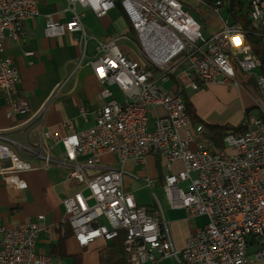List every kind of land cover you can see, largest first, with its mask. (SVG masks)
<instances>
[{"label": "built area", "instance_id": "obj_1", "mask_svg": "<svg viewBox=\"0 0 264 264\" xmlns=\"http://www.w3.org/2000/svg\"><path fill=\"white\" fill-rule=\"evenodd\" d=\"M40 1L0 0V93L9 117L29 112L30 102L18 93L20 71L5 53V44L25 35L26 21L40 14ZM69 1L73 18L62 23L49 15L45 34L79 31L84 45L88 35L76 4L99 17L117 7L116 0ZM244 2L248 18L264 28V0ZM230 5L231 0H122L143 59L120 48L118 42L130 40L128 36L98 43L101 55L90 63L106 102L89 129L77 131L67 119L64 136L44 130L43 140L36 145L0 129L4 183L26 187L20 173L37 168L34 158L42 159L44 167H65L76 191L63 198L64 214L53 228L64 232L70 225L80 247L98 240L108 242L124 233L127 264L264 260V73L262 60L254 53L242 23L230 13ZM209 27L214 29L206 34L204 29ZM250 79L256 85L259 112L253 115L245 110V131L229 133L225 147L216 148L205 126L193 123L182 92L210 84L247 86ZM47 106L31 119H43ZM81 115L86 117V109H81ZM54 146L63 149L58 157ZM106 154H116L118 163L103 161ZM150 155L162 164L161 186L169 204L185 209L189 218L207 217L184 248L174 243L160 198L154 194V206L139 204L126 188V175L140 180L125 167L126 162L144 166ZM144 181L150 188L157 183L148 176ZM45 220L46 215L40 213L29 223L6 226L0 218V264H62L63 260L38 249L41 232L51 228L43 225Z\"/></svg>", "mask_w": 264, "mask_h": 264}, {"label": "crops", "instance_id": "obj_2", "mask_svg": "<svg viewBox=\"0 0 264 264\" xmlns=\"http://www.w3.org/2000/svg\"><path fill=\"white\" fill-rule=\"evenodd\" d=\"M39 7L40 14L26 21L25 35L20 40H9L5 44V53L12 57L14 64L20 71L21 82L18 93L28 98L30 102L29 112L9 117L7 115L8 104L0 93V129H9V134L12 137L32 145L43 140L42 131L44 130H50L64 136L67 130L63 123L67 119L73 121L77 131L94 126L97 113L106 102L101 94L102 85L96 78L90 63L91 60L101 55L98 50L99 42L107 43L121 36H128L130 40L122 38L118 42L120 48L129 56L138 60L143 59L137 45V39L135 40L130 36L128 17L118 7L110 10L107 15L99 17L80 3L76 4V11L81 15L82 23L88 35L86 45H84L79 31H67L62 35L52 37L45 34L46 21L49 15L55 21L62 23H67L73 18V4L69 0H41ZM133 40L134 46L128 43V41ZM26 51L33 53L27 55ZM249 83L253 85L232 87L231 89L234 94L240 91L247 94L241 119L234 124L239 123L245 117V110L248 108L250 110L256 109V112H250L253 115L259 112L255 106L257 100L256 85L251 79ZM59 85H62L60 91L53 95ZM116 90L117 88L114 87L117 95L118 90ZM231 90L222 84H210L203 86L198 91L187 90L186 93L197 110L200 104L199 99L203 93L209 92L208 96L224 98V94ZM46 104L48 106L45 117L43 119H31L32 115ZM81 109H86V117L81 115ZM157 110L163 112L162 108ZM197 113L206 122L224 124L223 121L208 120L200 110H197ZM52 151L54 156L58 157L62 154L63 149L54 146ZM108 159L113 165L118 163L116 154L103 155V161H108ZM32 163L37 167L36 169L20 173L26 182L24 188L5 184L0 176V218L6 226L22 225L29 223L38 214L44 213L46 220L43 225L49 227L51 225V228L48 233L44 230L41 232L38 242V249L41 250L40 246L41 248L44 245L49 247L50 243L57 240L58 234L52 225L60 221L64 214L63 198L72 195L76 188L68 182V170L65 167L59 165L44 167L43 160L39 158H34ZM128 164L132 168L147 166L148 169L152 166L148 171L143 169L145 175L143 174L142 177L139 175L140 180L138 181L128 175L125 176L126 188L134 194L135 198L136 189L147 187L145 184H140L141 179L144 181L147 176L157 179L154 187H159L163 191L160 170L155 157L148 156L144 166H138L130 160L125 164L127 169ZM179 166L181 165L176 164V167ZM130 186L133 187V190H130ZM156 195L158 196V194ZM136 200L139 204H143L137 198ZM166 202L165 205H162L161 202V205L165 217L169 221L174 243L177 247L184 248L188 237L192 235L195 229L206 224L207 217L200 215L189 218L185 209L172 207L167 199ZM104 244V240H98L88 246L84 264H99L98 249ZM82 248L76 239H71L68 243V250L71 253L80 252ZM158 264L173 263L171 260H167ZM250 264H264V260L255 261L251 259Z\"/></svg>", "mask_w": 264, "mask_h": 264}, {"label": "trees", "instance_id": "obj_3", "mask_svg": "<svg viewBox=\"0 0 264 264\" xmlns=\"http://www.w3.org/2000/svg\"><path fill=\"white\" fill-rule=\"evenodd\" d=\"M117 7L122 13L125 11L122 7V0H116ZM230 13L233 15L237 22L242 23L248 37L249 43L252 45L254 53L261 58L262 66L260 71L264 73V28L256 25L252 22L247 15V6L244 0H231V5L229 9ZM129 21V18H128ZM129 31L134 32L129 21ZM136 40V39H135ZM249 86V84H248ZM184 97L187 110L192 118L194 124L202 123L205 126L206 135L212 139L215 143L216 148H224V138L229 133L243 132L245 127L240 123L236 125L231 124H216L209 123L203 120L197 113L194 104L191 102L190 97L186 91L182 92ZM250 111V108H248ZM157 165L160 170V178L163 179L164 171L162 164L157 160ZM58 238L56 241L50 243L48 247V254H50L56 260H66L67 258H72L74 264H84L85 263V251L88 247H83L80 252L71 253L68 250V243L74 238V232L70 225H67L64 232L56 229ZM125 235H121L111 241L105 242L103 246L98 249L99 253V264H127V254L124 247Z\"/></svg>", "mask_w": 264, "mask_h": 264}, {"label": "rangeland", "instance_id": "obj_4", "mask_svg": "<svg viewBox=\"0 0 264 264\" xmlns=\"http://www.w3.org/2000/svg\"><path fill=\"white\" fill-rule=\"evenodd\" d=\"M197 17L198 15L196 13H194ZM209 23V22H208ZM210 29H208V31L206 29H204V32L207 34V32H210L214 29V27H209ZM130 36L133 39H137V35L135 32H131ZM129 44H131L132 46H134L133 44H135L134 40L133 41H128ZM251 86L253 85L252 83H249ZM168 86V85H167ZM227 86V85H225ZM232 87H241V86H227V88L229 90L232 89ZM255 87V85H254ZM118 90V89H117ZM116 90V91H117ZM248 92V91H247ZM249 93V92H248ZM209 92H207L206 94H202L200 99H199V106H198V111L200 110L203 114V116L205 118H208V120H217V121H223L224 124H234L236 121H238L239 119H241V116L243 114V110H244V100L247 98L246 97V92L244 91H240L239 93L234 94L233 90L228 91V93H225L224 98H217V97H211L208 96ZM117 97L119 99H123V96L120 92L117 91ZM252 113L256 112V109H251L250 110ZM240 123V122H239ZM238 124V123H237ZM108 162L112 163L110 159H108ZM128 170L135 172L136 174L140 175L141 177L143 176V174L145 175V171L143 169H147V166L144 168H140V167H133L131 165L128 164ZM152 166H150L147 171L151 168ZM141 185H144L145 182L143 181V179H141L140 181ZM136 186V184H135ZM138 186V184H137ZM130 190H133V187L130 186ZM158 194V196L160 197V200L162 202V205H165L166 202V195L164 194V192L159 188V187H153V188H149V187H140L138 189L135 190V195L136 198L138 199V201L140 203L146 204V205H153L155 203V197L153 193ZM40 249L42 251H47L48 252V247L46 245H44L42 248L40 246ZM88 251H85V255L87 254ZM257 261V260H255ZM66 264H74L73 263V259L72 258H67L65 260Z\"/></svg>", "mask_w": 264, "mask_h": 264}, {"label": "water", "instance_id": "obj_5", "mask_svg": "<svg viewBox=\"0 0 264 264\" xmlns=\"http://www.w3.org/2000/svg\"><path fill=\"white\" fill-rule=\"evenodd\" d=\"M62 264H65V262H63Z\"/></svg>", "mask_w": 264, "mask_h": 264}]
</instances>
